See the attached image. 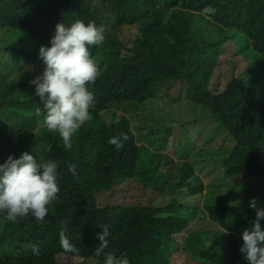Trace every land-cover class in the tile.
<instances>
[{
  "label": "trees",
  "instance_id": "16d2710c",
  "mask_svg": "<svg viewBox=\"0 0 264 264\" xmlns=\"http://www.w3.org/2000/svg\"><path fill=\"white\" fill-rule=\"evenodd\" d=\"M250 4L243 0H0V35L4 37L0 56L6 65L1 64L18 76H0V142L6 143L0 149V164L9 155L16 159L27 152L37 160H56L62 175L58 199L49 206L45 222L39 223L34 217L8 222L0 213V264H103L104 256L94 255L100 224L108 225L111 233L105 253L126 255L130 264H247L239 251L241 235L251 229L255 211L245 195L264 197V86H247L233 78L221 92L212 94L194 81L195 70L212 44L229 41L221 35L224 29L237 33L245 39L246 48L264 57V3L248 11ZM208 5L218 9L211 20L199 15ZM77 20L106 27L105 42L89 50L94 60L106 48L103 64L107 67L89 86L94 106L74 135L72 150L65 151L59 134L39 125L43 104L29 82L44 72L45 64L37 62H43L38 51L41 45L50 46L55 26H70ZM133 25L138 31L131 47L117 32ZM210 27L219 30L211 38L212 44L207 36ZM19 32L24 37L23 48L20 41L12 44L20 37ZM249 64L248 76L264 79V65ZM178 84L190 86L179 94L181 101L188 99L213 116L207 114L205 120L191 122L177 120L185 122L182 132H188L192 125L203 141V133L215 124L234 140L229 153L212 151L213 161L216 157L220 160V168L213 172L217 176L213 189L197 174L185 153L179 162L158 152L153 157L146 145L139 144L138 138L144 140L145 136L136 133L131 120L123 114L117 116L124 106L125 113H134L142 108L136 104L155 97L162 103L181 102L170 93ZM106 110L112 113L111 123L102 116ZM154 110L156 116L152 114L150 123L157 125L156 118L169 110ZM197 124L206 127L204 132ZM120 133L127 134L128 139L117 151L107 141ZM144 151L151 155L149 167ZM176 152L173 150L172 155ZM155 158L159 161L154 162ZM66 161L76 165V176L67 171ZM170 165L175 171L168 170ZM247 176L262 183L246 184L242 177ZM115 178L135 179L134 184L143 189L169 195L171 202L102 205L98 193L114 187ZM205 189L209 196L201 206L200 195ZM257 206L264 208V203L257 202ZM202 214L208 215L206 223ZM261 226L264 228V220ZM64 227L79 248L78 255L63 251L59 232ZM207 233L211 234L208 241L203 238ZM180 234L187 237L180 248H175V237ZM33 245L39 246V256L32 253V247H26ZM151 247L157 248L149 252Z\"/></svg>",
  "mask_w": 264,
  "mask_h": 264
},
{
  "label": "clouds",
  "instance_id": "9594fccd",
  "mask_svg": "<svg viewBox=\"0 0 264 264\" xmlns=\"http://www.w3.org/2000/svg\"><path fill=\"white\" fill-rule=\"evenodd\" d=\"M217 11L216 7L208 5L200 10L199 15L211 20ZM106 31L104 25L97 26L94 21L85 24L77 20L70 26L58 23L49 41L50 46L41 45L39 48L38 59L43 61L45 69L42 76L29 82L35 86V95L43 104V118L38 123L49 132L59 134L65 151L72 150L73 137L89 119V110L94 106L95 97L89 86L95 84L99 71L89 49L105 42ZM127 139V134L120 133L107 142L119 151ZM65 166L69 173L77 175L75 164L66 161ZM59 167L56 160H37L27 152L16 159L9 155L0 164V213L4 214V219L16 223L34 217L39 223L45 222L49 206L58 199L60 192L58 182L62 175ZM249 207L255 211V218L251 229L242 232L243 243L239 251L247 264H264V228L261 226L264 208L257 206L255 198L251 199ZM97 227L102 231L96 233L99 245L94 255H103V264H130L126 255L118 257L111 252L105 253L110 229L104 224ZM66 233L67 227L59 232L63 251L78 255L79 248ZM32 253L41 254L38 245L32 246Z\"/></svg>",
  "mask_w": 264,
  "mask_h": 264
},
{
  "label": "rangeland",
  "instance_id": "374dc122",
  "mask_svg": "<svg viewBox=\"0 0 264 264\" xmlns=\"http://www.w3.org/2000/svg\"><path fill=\"white\" fill-rule=\"evenodd\" d=\"M243 1L245 3H251L250 5L246 6V10L248 11L259 8L264 3V0ZM6 29L11 31H25L14 28ZM137 31L138 29L135 25L124 26L120 31L117 32V34L122 42L132 47ZM218 32L219 30L217 27H210V30L207 33V36L209 37V43H213L211 38L215 37ZM19 33L21 34L20 37L15 38L12 44L18 45V42L20 41V46L23 48L24 37L22 36V32ZM221 35L225 36V38L229 39V41H222L216 45L212 44V47L207 50V52L204 54L206 55L205 60L203 61L204 64L201 62L195 70L197 73L195 74L194 85H200L203 89L209 91V93L212 94L221 92L224 89L227 81L233 78L240 79L247 86H264V79L262 77L248 76V69L250 67L249 63L253 62L255 64L264 65V57L253 49L250 48L249 50L246 48L245 46L247 43L245 39L240 37L237 33H234L231 29H224L221 31ZM2 42H4V37L0 35V46H2ZM105 51H107V49L102 48L97 57L94 58V62L98 66L99 74L102 73L107 67L106 64H103V55ZM124 53H126L125 50ZM2 59V56H0V76L2 79L17 78L18 76L15 73L8 71V65V69L2 66L1 63L5 64V62L1 61ZM37 62L43 63L41 61ZM255 67L256 66L253 68ZM262 71L264 75V69H262ZM184 85L185 84H178L172 90V92L170 91L171 96L173 94L174 97H172L176 101H181V99H179V94L182 93L183 89L186 90L190 87L188 85L187 88H184ZM184 92L186 91H183V93ZM156 99L157 98L155 97L153 99L147 100L143 104H136L142 108H148L146 111L142 110L141 108L140 110L138 109L134 111V113H125V109H127V107L124 106V109L117 111V116L120 117L123 114L131 120L132 126L136 130V133H139L141 138L145 136L144 140L138 138L139 144L146 145L153 153V157L155 156L154 154L158 152L159 154H165L164 157L171 155L176 162H179L182 160V153H185L188 156L187 160L190 162L192 167L196 169L197 174L204 179L205 183L211 189H213L214 186L212 181L217 179V176L214 175L213 172L215 169L217 170L220 168V160L218 157H216L213 161L212 151L219 150L227 151L229 153V149L233 146L234 140L230 137L226 129L216 126L215 124H212L208 127V132H204L206 129L205 126L197 124V126L201 127V132H204L203 141L200 139L199 130L192 125L189 126L188 132H182L181 126L185 125V122L180 123L177 120H186L191 122L193 120H205L207 118V114L210 117L213 116L207 108L198 106L196 103H193L188 99H184L181 102L173 101V103H162ZM165 106L169 111L156 118L157 125H152L150 123L151 116L152 114L156 116L154 107H156L157 112L162 113L166 109L159 110L158 107ZM197 108L198 112H195ZM111 115L112 113L110 110L102 112V116L107 120L108 123H111ZM170 128L172 129L170 130ZM5 144V142H0V149H2ZM173 150H177V154L172 155ZM144 153L146 166L149 167L152 165L151 155L147 151H144ZM153 161L158 162L159 159L155 158ZM168 170L172 172L175 171V166L170 165ZM242 178H245L247 181L244 182L249 185H260L262 183L261 179L251 180L254 178L253 176ZM114 181V187L98 193V198L102 205L123 203H140L145 205L151 203L153 205H165L171 202L169 195L160 194L151 188L143 189L141 186L134 184L136 181L135 179L115 178ZM217 182L221 183L220 180ZM207 189H205L200 195L201 206L203 205L204 197L206 198L209 196V193L206 192ZM252 198H255L259 205L260 203H264V197L259 199L256 196H250L249 193L245 195V199L247 201H250ZM214 200L215 198H213V201ZM202 215L206 223V219L208 220V215ZM186 237L187 234H180L176 236V244L174 245L175 248H180ZM210 237V233L203 235V238H205L206 241H208ZM156 248L157 247H151L148 251L154 252ZM171 254L173 257L176 256L175 253ZM62 259L64 261H69L68 258Z\"/></svg>",
  "mask_w": 264,
  "mask_h": 264
}]
</instances>
